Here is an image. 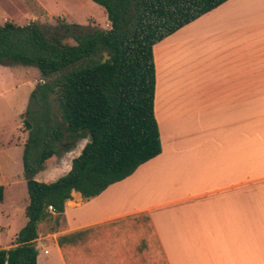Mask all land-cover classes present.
I'll list each match as a JSON object with an SVG mask.
<instances>
[{
    "label": "crops",
    "instance_id": "0c3cea01",
    "mask_svg": "<svg viewBox=\"0 0 264 264\" xmlns=\"http://www.w3.org/2000/svg\"><path fill=\"white\" fill-rule=\"evenodd\" d=\"M197 20L198 69L170 78L155 49ZM195 21L153 46L160 154L92 199L72 192L58 227L41 222L37 241L145 215L166 264H264V0H228ZM16 114L9 108L8 120ZM22 125L0 122V237L16 227L0 249L27 223L28 196L4 206L18 176L26 186ZM139 252L137 264L154 258Z\"/></svg>",
    "mask_w": 264,
    "mask_h": 264
},
{
    "label": "trees",
    "instance_id": "16d2710c",
    "mask_svg": "<svg viewBox=\"0 0 264 264\" xmlns=\"http://www.w3.org/2000/svg\"><path fill=\"white\" fill-rule=\"evenodd\" d=\"M91 1L104 10L109 29L60 23L59 33L47 34L36 23L0 26V65L32 67L43 79L57 76L38 84L24 113V125L32 128L22 156L27 223L11 248L0 249V264H37L38 225L57 228L72 192L92 199L160 154L153 46L228 0ZM67 37L73 44L63 41ZM53 102L62 123L54 121ZM31 106L39 112L35 118ZM29 117L43 124H29ZM81 141L87 142L66 175L53 183L34 180L48 159ZM3 198L0 186V203ZM79 235L60 236L57 244Z\"/></svg>",
    "mask_w": 264,
    "mask_h": 264
},
{
    "label": "rangeland",
    "instance_id": "374dc122",
    "mask_svg": "<svg viewBox=\"0 0 264 264\" xmlns=\"http://www.w3.org/2000/svg\"><path fill=\"white\" fill-rule=\"evenodd\" d=\"M202 21H195L156 47L157 66L161 67L162 63V69L168 77L176 78L198 69ZM5 22L17 25L36 23L47 34L59 33L60 23L105 30L110 27L104 10L91 0H0V26ZM63 41L69 44L74 42L68 37ZM194 63L195 65H192ZM56 78L57 76L43 79L39 71L32 67L0 65L1 124H19L21 121L23 124L21 131L26 133L27 141L32 128L23 123V118L27 117H24V113L28 107L27 104L25 106V99L30 100L32 91L43 80L51 82ZM9 108L18 113L15 115V121L8 120ZM51 108V113L55 116L54 121L62 123L57 103L53 102ZM31 109L32 117L35 118L39 112L34 106H31ZM167 116L168 113L164 110L162 124H168ZM26 120L29 124H43L40 120L37 123L33 122L30 117ZM157 123L159 124L158 120ZM86 142L81 141L70 152H60L61 154L48 159L42 170L35 174L34 180L53 183L66 175L71 168L72 160L79 156ZM63 147L64 144L61 143L60 148ZM20 181L24 182L22 175L18 176L15 184L7 190L5 207L17 205L18 208L28 202L26 186H22ZM133 185L130 183L129 187ZM15 228L12 227L8 235L0 237V248L9 242ZM48 229H53V225L48 224ZM53 242L54 237L35 240L34 245L38 251L37 264H137L141 253L139 250L143 251L147 258L153 254V260L144 259L147 264H166L145 215L85 230L74 238L73 243H66L61 247ZM13 244L14 241L9 245ZM56 247L61 253V258ZM143 247L145 250H141Z\"/></svg>",
    "mask_w": 264,
    "mask_h": 264
},
{
    "label": "built area",
    "instance_id": "2783aa9c",
    "mask_svg": "<svg viewBox=\"0 0 264 264\" xmlns=\"http://www.w3.org/2000/svg\"><path fill=\"white\" fill-rule=\"evenodd\" d=\"M48 211H49L50 213L54 214V210H53V208H52L51 206L48 207Z\"/></svg>",
    "mask_w": 264,
    "mask_h": 264
}]
</instances>
